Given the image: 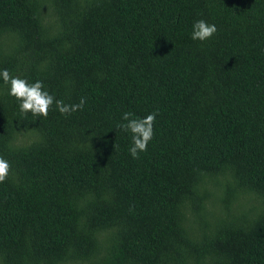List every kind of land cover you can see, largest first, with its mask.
Returning a JSON list of instances; mask_svg holds the SVG:
<instances>
[{
    "label": "trees",
    "instance_id": "16d2710c",
    "mask_svg": "<svg viewBox=\"0 0 264 264\" xmlns=\"http://www.w3.org/2000/svg\"><path fill=\"white\" fill-rule=\"evenodd\" d=\"M0 68L86 101L0 81V264H264V0H0Z\"/></svg>",
    "mask_w": 264,
    "mask_h": 264
},
{
    "label": "clouds",
    "instance_id": "9594fccd",
    "mask_svg": "<svg viewBox=\"0 0 264 264\" xmlns=\"http://www.w3.org/2000/svg\"><path fill=\"white\" fill-rule=\"evenodd\" d=\"M191 39L194 41H207L216 32L217 25L203 18L192 22ZM0 81L7 86L8 95L14 97L21 114L31 113L36 117H47L53 107L62 115H70L82 110L85 99L80 98L78 103H66L58 99L41 79L29 80L27 77L14 74L8 68H0ZM158 117V110L148 111L146 114L136 116L132 112L122 113L118 127L130 134L129 154L133 159L146 152L149 142L154 137V123ZM12 165L4 156H0V183L9 176Z\"/></svg>",
    "mask_w": 264,
    "mask_h": 264
}]
</instances>
